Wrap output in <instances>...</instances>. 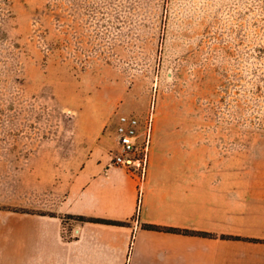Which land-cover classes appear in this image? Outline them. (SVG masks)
<instances>
[{
	"label": "rangeland",
	"instance_id": "374dc122",
	"mask_svg": "<svg viewBox=\"0 0 264 264\" xmlns=\"http://www.w3.org/2000/svg\"><path fill=\"white\" fill-rule=\"evenodd\" d=\"M119 114L150 134L145 175L198 163L264 188V0H0V130L40 151L36 214L110 163Z\"/></svg>",
	"mask_w": 264,
	"mask_h": 264
},
{
	"label": "crops",
	"instance_id": "0c3cea01",
	"mask_svg": "<svg viewBox=\"0 0 264 264\" xmlns=\"http://www.w3.org/2000/svg\"><path fill=\"white\" fill-rule=\"evenodd\" d=\"M39 153L38 147L13 146L11 132L0 130V264H189V253L208 264H264V244L141 228L154 224L264 240L263 187L237 191L229 178L205 177L198 163L152 164L139 178L110 163L87 161L53 216H45L35 213L44 205ZM66 215L127 224H63Z\"/></svg>",
	"mask_w": 264,
	"mask_h": 264
},
{
	"label": "built area",
	"instance_id": "2783aa9c",
	"mask_svg": "<svg viewBox=\"0 0 264 264\" xmlns=\"http://www.w3.org/2000/svg\"><path fill=\"white\" fill-rule=\"evenodd\" d=\"M140 121L137 117L119 114L116 119V151L110 164L121 167L132 175L142 178L146 172V160L150 134L139 132Z\"/></svg>",
	"mask_w": 264,
	"mask_h": 264
},
{
	"label": "trees",
	"instance_id": "16d2710c",
	"mask_svg": "<svg viewBox=\"0 0 264 264\" xmlns=\"http://www.w3.org/2000/svg\"><path fill=\"white\" fill-rule=\"evenodd\" d=\"M11 210L17 211V212H26L24 210H19V209H11ZM48 216H53V214L48 215ZM64 218L65 220L71 219V220H76L80 222H90V223L114 225V226H125L127 224L126 222H122V221H114V220L99 219V218H86L82 216L74 217L71 215H66L64 216ZM141 228L144 230H149V231L165 232V233L184 235V236H195V237L207 238V239L236 240V241H244V242H249V243L264 244V240L255 239V238L230 236V235H216V234L205 232V231H195V230H189V229L165 227V226H159V225H154V224H142Z\"/></svg>",
	"mask_w": 264,
	"mask_h": 264
}]
</instances>
